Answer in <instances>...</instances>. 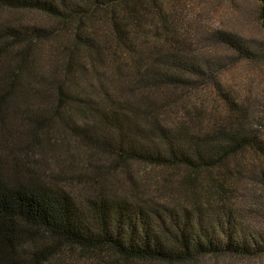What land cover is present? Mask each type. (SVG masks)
Masks as SVG:
<instances>
[{"label": "trees", "instance_id": "trees-1", "mask_svg": "<svg viewBox=\"0 0 264 264\" xmlns=\"http://www.w3.org/2000/svg\"><path fill=\"white\" fill-rule=\"evenodd\" d=\"M257 1L264 16V0ZM136 4L135 0H0V6L35 10L55 21L49 26L0 23V264H24L27 258L41 264L63 245L105 249L124 260L161 264H186L207 255H264V225L228 201L230 197L218 190L222 182H217L216 191L203 195L183 186L192 198L185 204L131 200L108 191L79 201L62 185L39 179L11 154L21 139L6 121L12 110L19 113L26 124L24 133L31 138L61 109L69 111L64 118L68 124L74 120L71 110L90 114L84 124L71 127L84 144L115 159L181 166L191 176L236 150L257 146L239 118L198 131L161 117L184 90L205 83L218 88L225 63L171 46L141 56L129 30L139 11ZM98 11H104L116 40L114 48L123 46L139 59L130 71L114 70L112 88L103 85L105 69L100 65L108 60L107 39L90 28ZM59 30L65 37L56 64L37 69L34 45L57 37ZM212 37L238 58L256 53L230 32L217 30ZM3 148L10 152L8 159ZM253 176L264 189V167ZM182 181L190 183L191 178ZM25 242L35 244L25 253L28 257L22 256Z\"/></svg>", "mask_w": 264, "mask_h": 264}, {"label": "rangeland", "instance_id": "rangeland-1", "mask_svg": "<svg viewBox=\"0 0 264 264\" xmlns=\"http://www.w3.org/2000/svg\"><path fill=\"white\" fill-rule=\"evenodd\" d=\"M135 1L139 11L136 20L131 19L129 30L134 45L140 51L138 54L145 56L155 53L160 47L171 46L195 56L219 57L225 63L218 75V88L205 83L184 90L183 95L161 117L172 125H189L198 131L214 129L239 118L238 121L244 123V131L255 136L257 146L236 150L216 166L199 170L191 176L181 166L115 159L84 144L71 127L84 124V118H91L90 114L83 116V113L71 110L74 120L68 124L64 118L69 111L61 109L59 114L38 128L36 138H31L24 133L26 124L20 121L19 113L12 110L6 121L21 139L11 154H15L17 160L39 179L62 185L79 201H84L89 194L108 191L125 194L131 200L185 204L192 198L183 186L194 187L203 195L207 190L216 191L217 182H222L218 190L224 192L225 197H230L228 201L264 225V189L253 176L255 171L264 167V16L261 15L260 3L257 0ZM95 20L94 26L91 24L89 27L96 29L108 44V60L100 64L105 69L102 81L105 87L112 88L115 85L114 70L130 71L139 59L136 54L128 55L123 46L114 48L116 40L111 38L112 32L104 11L95 12ZM2 22L49 26L55 21L35 10L0 6ZM217 30L239 37L255 48V55L238 58L232 50L212 37ZM64 33L59 30L57 37L34 45L37 69L48 70L56 64ZM5 149H1V153L5 158L10 157V152ZM90 177H97L98 183L92 182ZM183 178H191V184L188 181L184 183ZM24 247L22 256L28 257L25 253L35 248V244L25 242ZM104 260L105 264H161L143 259L124 260L105 249L73 245L60 246L41 264H96ZM24 264L35 263L27 258ZM186 264H264V255H207Z\"/></svg>", "mask_w": 264, "mask_h": 264}]
</instances>
